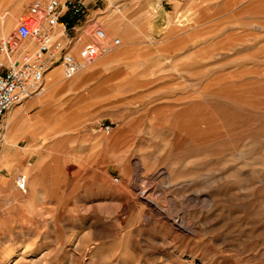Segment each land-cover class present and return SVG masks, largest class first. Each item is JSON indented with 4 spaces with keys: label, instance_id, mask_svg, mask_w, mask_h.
I'll return each instance as SVG.
<instances>
[{
    "label": "rangeland",
    "instance_id": "374dc122",
    "mask_svg": "<svg viewBox=\"0 0 264 264\" xmlns=\"http://www.w3.org/2000/svg\"><path fill=\"white\" fill-rule=\"evenodd\" d=\"M85 2L121 45L5 115L0 264H264V0Z\"/></svg>",
    "mask_w": 264,
    "mask_h": 264
},
{
    "label": "built area",
    "instance_id": "2783aa9c",
    "mask_svg": "<svg viewBox=\"0 0 264 264\" xmlns=\"http://www.w3.org/2000/svg\"><path fill=\"white\" fill-rule=\"evenodd\" d=\"M87 8L85 0L36 1L19 18L15 34L0 39V131L11 108L41 92L49 71L60 67L63 79L70 80L121 45L119 38H109L103 29L96 28L94 42L77 52V23L87 15ZM68 15L75 19L73 24L64 22ZM69 33L76 37L69 38ZM60 35L66 39L62 46L58 43ZM26 41L34 48H26L22 44ZM102 130L109 134L110 127ZM16 185L24 190V179L17 178Z\"/></svg>",
    "mask_w": 264,
    "mask_h": 264
},
{
    "label": "crops",
    "instance_id": "0c3cea01",
    "mask_svg": "<svg viewBox=\"0 0 264 264\" xmlns=\"http://www.w3.org/2000/svg\"><path fill=\"white\" fill-rule=\"evenodd\" d=\"M31 1L32 0H22L21 1V6H28L29 5V7H30V5L32 3L36 2V1H41V0H35L33 2H31ZM45 1H47V0H45ZM45 1H41V2H45ZM17 7H18V5L15 8V12L17 11ZM28 8H27V11H28ZM2 23H0V38H2V36H3L2 32H4V28H3V24ZM86 36L87 35H84V37H86ZM58 40H61L64 43L66 42V39L64 38V36L62 37L61 35L58 37ZM95 70H92V71H95ZM92 71L79 73L72 80L65 82V81H63L65 79L61 78L62 69L60 67H56V68L52 69L51 71H49L47 73V75L45 76V79H44V81H45V85L44 86L45 87H43V89L41 90V92L38 95L44 94L45 92H47L49 90V87L53 86V85H57L61 89H66L67 91L75 92L79 88L85 86L87 84V81H89L91 79V77H93V75H90V73ZM20 111H22V109ZM20 111L18 110L16 112H14L13 116L20 115ZM32 126H33V123L29 124V127H32ZM19 131H20V129H19ZM21 133H23V132H21ZM3 135H4L3 137H5V135H6L5 132L3 133ZM32 137H33V135L28 136L29 139L32 138ZM11 145H13V142L11 144L7 145L6 150ZM31 150H32V147L31 146H27L26 148H24L22 150V152L29 153ZM36 167H37V165L33 166L32 170H34ZM24 178H25V180L27 179L26 176H24Z\"/></svg>",
    "mask_w": 264,
    "mask_h": 264
},
{
    "label": "bare ground",
    "instance_id": "6f19581e",
    "mask_svg": "<svg viewBox=\"0 0 264 264\" xmlns=\"http://www.w3.org/2000/svg\"><path fill=\"white\" fill-rule=\"evenodd\" d=\"M4 21V19L1 21V22H3ZM6 37H4V38H2V39H5ZM26 48H29L30 47V44L29 45H27V46H25ZM100 60V59H99ZM97 62H98V60H97ZM96 62V63H97ZM83 72V71H82ZM81 73V72H80ZM26 193V192H25ZM141 193V192H140ZM157 207V206H156Z\"/></svg>",
    "mask_w": 264,
    "mask_h": 264
}]
</instances>
